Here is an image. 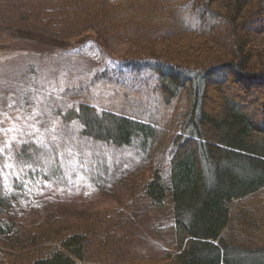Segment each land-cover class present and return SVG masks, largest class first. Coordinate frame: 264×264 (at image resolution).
<instances>
[{"label": "trees", "instance_id": "1", "mask_svg": "<svg viewBox=\"0 0 264 264\" xmlns=\"http://www.w3.org/2000/svg\"><path fill=\"white\" fill-rule=\"evenodd\" d=\"M65 1L75 3L70 13L77 20L98 16L111 32L131 23L169 31L158 41L163 57H127L120 63L132 76H147L123 96L138 109L146 103L139 112L150 114L148 119L100 112L85 98L62 114L67 123L78 121L82 134L95 142L137 146L151 165L168 148L169 181L158 165L141 170L139 184L154 208L170 206L175 241L164 255H133L130 264H264V67L256 68L253 62L261 56L250 48L264 0ZM191 38L203 44L196 54L215 53L217 61L205 67L183 52ZM215 95L222 100L218 113L210 107ZM170 122L177 132L164 128ZM13 152L28 176L44 175L45 154L37 142L20 141ZM107 173L103 167L92 180ZM8 207L0 198V218ZM2 221L0 264H14L15 253L28 255L35 248L36 234ZM89 234L69 226L43 234L42 247L49 251L22 264H88Z\"/></svg>", "mask_w": 264, "mask_h": 264}, {"label": "rangeland", "instance_id": "2", "mask_svg": "<svg viewBox=\"0 0 264 264\" xmlns=\"http://www.w3.org/2000/svg\"><path fill=\"white\" fill-rule=\"evenodd\" d=\"M215 6L222 10L219 2ZM75 7L65 0H0V198L9 206L0 221L16 222L39 236L28 255L15 253L14 264L49 251L42 247L43 234L67 226L90 233L88 264H130L133 255H164L175 241L170 206L154 208L139 184V172L158 165L169 181L168 148L151 165L137 146L95 142L82 134L78 121L62 118L85 98L100 112L148 119L150 114L139 112L146 103L138 109L123 96L147 76H132L120 63L127 57H163L158 41L169 31L131 23L111 32L98 16L77 20L70 13ZM252 27L250 48L261 56L253 63L262 68L264 16ZM197 40H188L183 52L205 67L216 62L215 53L196 54L203 45ZM215 98L210 107L217 112L222 100ZM163 126L178 130L175 123ZM27 140L43 147L44 175L30 177L17 163L13 149ZM103 167L108 173L93 181L91 174Z\"/></svg>", "mask_w": 264, "mask_h": 264}]
</instances>
